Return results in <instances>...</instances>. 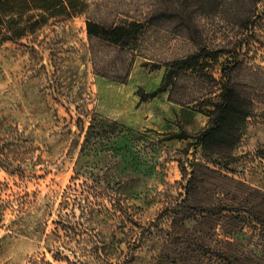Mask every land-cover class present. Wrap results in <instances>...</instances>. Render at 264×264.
Here are the masks:
<instances>
[{
    "label": "rangeland",
    "instance_id": "obj_1",
    "mask_svg": "<svg viewBox=\"0 0 264 264\" xmlns=\"http://www.w3.org/2000/svg\"><path fill=\"white\" fill-rule=\"evenodd\" d=\"M87 2V14L56 25L50 21L35 35L0 44V117L10 115L29 132L22 155L27 160L23 166L27 177L22 181L20 174H10L0 165V181L11 187L2 198L8 200L13 190L36 192L37 204L51 201L56 218L93 114L115 120L112 116L123 108L118 89L124 88L130 76L131 87L143 84L151 90L165 88L178 108L200 114L197 123L206 121L203 130L209 118L202 110L208 108L206 104L214 99L220 86L209 76L213 74L219 81L230 78V83L253 104L232 158L208 157L201 142L194 138L202 130L190 132L186 126L193 120L185 115L183 125L176 118L166 124L163 132L144 125L130 127L136 132V140L132 142L133 153L124 160L116 152H121L119 148L125 144L115 139L105 141L109 151L99 158L100 168H96L104 185L111 174L125 180L115 186L125 193L124 201L114 206L104 199L106 208L113 213L114 208H122L118 216L124 213L148 226L149 221L168 216L169 210L185 198L183 184L187 181L180 164L188 172L193 170L192 163L203 162L210 167L212 171L197 168L205 181L198 183L196 196L198 201L209 202L220 210L210 217L212 260L185 248L179 239H137L123 233L132 225L124 227L119 217L111 220L113 215L107 213L108 222L102 225L84 220L85 225L96 228V237L93 232L80 231L70 238L52 236L71 248L62 247L71 262L65 258L58 261L47 248L50 241L42 232L35 234L10 226L19 214L11 202L0 222V264H31L33 259H37L35 264H47L44 259L52 264H264V0L258 2V12L250 17L243 5L253 6V2L246 0H227L220 9L218 0ZM87 17L108 25L136 19L145 28L136 43L122 49L90 41ZM92 44L96 68L91 60ZM201 51L209 54L202 58L205 76L175 65ZM224 64L229 77L222 73ZM95 122L99 126L101 120ZM183 131L192 137L172 138ZM223 204L241 208L234 215L238 218L255 213L257 228L242 222L237 229L233 225L237 219H222V212L227 214L221 209ZM45 226L46 233H51L56 225L50 219ZM78 227L83 230V226ZM229 232L236 233L229 237ZM51 250L56 248L51 246Z\"/></svg>",
    "mask_w": 264,
    "mask_h": 264
},
{
    "label": "trees",
    "instance_id": "obj_2",
    "mask_svg": "<svg viewBox=\"0 0 264 264\" xmlns=\"http://www.w3.org/2000/svg\"><path fill=\"white\" fill-rule=\"evenodd\" d=\"M226 1L218 0V8H223ZM246 1H252L253 6L244 3L245 8H243V11L249 12V17L250 15L254 16L259 10L258 2L261 0ZM88 9L87 0H0V44L9 41H20L35 35L42 26L51 24L50 21L52 25H56L59 22H65L76 16L87 14ZM249 17L246 19V23H248ZM144 28V23L136 19L121 23L114 22L109 25L101 21H95L90 17H87L86 20V29L90 41L103 42L122 49L129 48L136 43ZM93 47L92 44L90 53L94 68H96ZM208 55L201 51L180 60L175 65L180 66V70L191 71L203 77L206 75L204 74L206 68L202 64V58L209 57ZM222 73L225 77H229L225 64L222 66ZM102 75L109 78L106 74ZM166 78H164L163 83L166 81L167 84ZM209 78L220 86L214 92V99L206 104L208 108L202 110L209 118L208 125L194 138L201 142L208 157L218 156L228 160L233 157L242 137L245 123L252 115L253 104L230 83V78L227 81H219L214 78L213 74ZM124 81L125 79H122V82ZM163 90L165 88L160 87L154 93L147 94L143 92L140 95L145 100ZM93 115L91 124L85 131L84 141L75 163L74 174L71 176L70 184L65 188L58 204L56 218H53L54 212L51 209V201L37 204L36 192L31 193L25 190L22 193L13 190L8 194V200H3L2 194L11 187L8 183L5 184L0 181V222H3L6 209L11 205V202H14L19 214L11 220L10 226L20 231L28 229L35 234L42 232L45 240L50 241L47 248L53 253V257L58 261L65 258L68 262H71L70 257L62 251V247L70 250L71 248L52 236L70 238L78 235L80 231L83 233L90 232V234L93 232L92 236L96 237L99 234L96 228L88 227L84 224V220L90 219L93 223L102 225L108 222L106 217H109L107 213H110L113 215L111 220L119 217V223L124 227H127L128 223L132 225L128 227V231L123 230V233L128 232L137 239H141L142 236H157L163 238L164 241L179 239L185 248L195 249L198 251V255L206 256L207 261L211 262L213 246L210 239H212L213 230L210 217H213L220 210L211 206L209 202L202 203L200 200L198 201L196 196L198 183L205 181L199 176L197 168L204 167L212 171L211 168L203 162L192 163L193 170L188 172L186 167L180 164L183 179L187 181L186 184H183L185 198L177 203L175 208L169 210L168 216L162 215L161 219L157 221L151 220L148 222V226L143 225L135 217H127L124 213L118 216V211L124 210L114 208V213L110 212L103 200L109 199L114 206L118 202L121 203L125 193L116 189L115 186H121L125 183V180L117 174H111L106 181L107 184L104 185L103 177L96 172V168H100L99 158L102 157L105 151H109L104 144L105 141L114 139L119 143L121 141L125 145L119 148L121 152L116 153L123 160L130 157L133 153L131 147L133 146L132 142L136 140L134 138L136 132L117 120L110 121L97 113ZM96 119L101 120L99 126L95 122ZM69 131H72V129ZM28 137L29 132L25 125L21 128L19 122L14 121L10 115L0 117V165L4 166L10 174H20L22 181L27 177L23 169V166L27 164V160L22 155L26 149L24 145H26ZM191 137L192 135L183 131L172 138L188 139ZM213 173L216 172L213 171ZM221 209L227 213L222 212V219H237L233 224L237 229L241 228L240 223L242 222L245 223L246 227L257 228L259 219L255 216V213L253 214L248 210L249 216L238 218L234 215L241 208L235 209L228 204H223ZM50 219L56 226L51 233H46L47 227L44 228L43 226L44 224L47 225ZM78 226H83V230ZM222 228L225 231V225ZM235 233L229 232V237L235 235ZM51 238H53V241ZM51 246L55 247L56 250H51ZM36 260L33 259L31 264H35ZM44 261L47 264H52L45 259Z\"/></svg>",
    "mask_w": 264,
    "mask_h": 264
},
{
    "label": "crops",
    "instance_id": "obj_3",
    "mask_svg": "<svg viewBox=\"0 0 264 264\" xmlns=\"http://www.w3.org/2000/svg\"><path fill=\"white\" fill-rule=\"evenodd\" d=\"M127 83H124V88H119L117 97H120V103L123 105L118 115L112 116L115 120L127 127H136L138 125H144L151 130L165 131L166 124H171L176 118L181 120V124H184L182 118L187 115L193 120L192 125L186 126L190 132L203 131L206 126V121L197 123V118L200 114L197 112H189L190 109L181 110L172 102L169 98V91L163 90L158 92L154 96H150L147 99H142L139 91L143 90L145 93H154L160 86L155 89H149L146 85L132 86L131 76ZM130 112V115H124L126 112ZM161 126V128H160Z\"/></svg>",
    "mask_w": 264,
    "mask_h": 264
}]
</instances>
